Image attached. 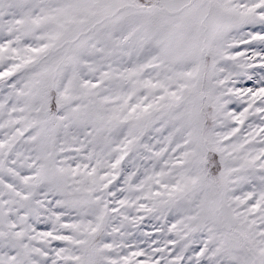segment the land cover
<instances>
[{
    "label": "snow or ice",
    "instance_id": "1",
    "mask_svg": "<svg viewBox=\"0 0 264 264\" xmlns=\"http://www.w3.org/2000/svg\"><path fill=\"white\" fill-rule=\"evenodd\" d=\"M0 264H264V0H0Z\"/></svg>",
    "mask_w": 264,
    "mask_h": 264
}]
</instances>
